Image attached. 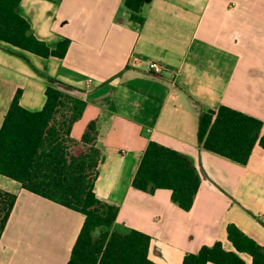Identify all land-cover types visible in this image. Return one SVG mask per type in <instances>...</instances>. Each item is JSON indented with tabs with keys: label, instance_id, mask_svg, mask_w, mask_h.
<instances>
[{
	"label": "crops",
	"instance_id": "1",
	"mask_svg": "<svg viewBox=\"0 0 264 264\" xmlns=\"http://www.w3.org/2000/svg\"><path fill=\"white\" fill-rule=\"evenodd\" d=\"M17 13L49 49L63 40L68 47L62 58H44L0 42V127L17 92L19 106L36 112L52 84L85 102L71 139L96 121L94 195L118 208L114 230L150 237L149 260L182 264L216 242L236 252L228 225L264 247V150L255 143L240 165L197 142L200 116L220 106L261 121L264 134V0H145L141 25L123 0H20ZM150 62L162 72L149 71ZM150 141L195 166L200 183L188 211L167 189L132 187ZM0 190L16 197L0 264H66L84 216L2 175Z\"/></svg>",
	"mask_w": 264,
	"mask_h": 264
},
{
	"label": "trees",
	"instance_id": "2",
	"mask_svg": "<svg viewBox=\"0 0 264 264\" xmlns=\"http://www.w3.org/2000/svg\"><path fill=\"white\" fill-rule=\"evenodd\" d=\"M20 0H0V42L41 57L62 58L68 40L53 50L37 40L28 23L17 13ZM145 0H123L130 19L141 25ZM15 94L0 127V175L20 183L33 194L79 212L83 225L66 264H155L148 258L150 237L136 230L113 229L118 208L98 200L93 192L100 150L97 126L88 123L79 141L70 138L72 124L85 102L50 84L40 111L18 104ZM261 121L220 106L203 113L198 121L197 142L203 150L245 165L255 143L264 150ZM200 178L191 160L156 142H148L132 180L136 190L153 194L171 192V201L188 211ZM15 195L0 190V237L15 203ZM236 252L251 256L252 264H264V247L235 226L226 228ZM236 252L224 251L219 242L202 246L183 257L182 264H243Z\"/></svg>",
	"mask_w": 264,
	"mask_h": 264
},
{
	"label": "built area",
	"instance_id": "3",
	"mask_svg": "<svg viewBox=\"0 0 264 264\" xmlns=\"http://www.w3.org/2000/svg\"><path fill=\"white\" fill-rule=\"evenodd\" d=\"M148 69H149V71H151L154 74H159L162 72V67L160 65H158L157 63H154V62H150L148 64Z\"/></svg>",
	"mask_w": 264,
	"mask_h": 264
}]
</instances>
